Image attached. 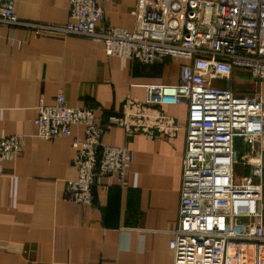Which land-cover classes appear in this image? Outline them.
<instances>
[{"label":"built area","instance_id":"1","mask_svg":"<svg viewBox=\"0 0 264 264\" xmlns=\"http://www.w3.org/2000/svg\"><path fill=\"white\" fill-rule=\"evenodd\" d=\"M70 21L23 20L13 0H0V24L40 35H76L101 43L109 56L150 67L181 63L177 85H150L144 100L126 96L122 109L100 122L91 107H72L63 90L41 99L37 136L53 141L84 130L73 142L66 201L97 209L100 179L127 182L131 151L109 145L114 128L126 137L175 139L185 132L179 219L170 241L173 264H264V0H137L136 27L104 25L99 0H69ZM248 76L249 92H235ZM186 107L185 117L164 107ZM23 134L0 137V157L23 151ZM246 173L236 180L237 164Z\"/></svg>","mask_w":264,"mask_h":264},{"label":"crops","instance_id":"2","mask_svg":"<svg viewBox=\"0 0 264 264\" xmlns=\"http://www.w3.org/2000/svg\"><path fill=\"white\" fill-rule=\"evenodd\" d=\"M23 20L70 21L69 0H13ZM104 25L132 31L137 0H99ZM181 63L150 67L109 56L82 36L40 35L0 24V137L23 134V151L0 157V264H173L170 241L181 204L185 132L175 139H128L114 128L104 142L131 151L127 182L100 179L98 208L66 201L74 140L82 127L53 141L37 136V107L63 90L72 107H91L100 122L122 109L126 96L144 100L150 85H177ZM264 87V86H263ZM264 92V88H263ZM185 117L186 107H164Z\"/></svg>","mask_w":264,"mask_h":264},{"label":"rangeland","instance_id":"3","mask_svg":"<svg viewBox=\"0 0 264 264\" xmlns=\"http://www.w3.org/2000/svg\"><path fill=\"white\" fill-rule=\"evenodd\" d=\"M245 80L243 81H235V86H234V91L235 92H249L251 90H253L254 88V84L249 81L250 78L246 75L244 77ZM243 165L242 162H240L239 164L236 165L235 170H236V180L238 181L239 176L246 173L247 170H243Z\"/></svg>","mask_w":264,"mask_h":264}]
</instances>
